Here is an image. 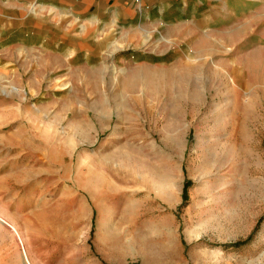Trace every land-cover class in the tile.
I'll return each instance as SVG.
<instances>
[{
    "label": "rangeland",
    "instance_id": "rangeland-1",
    "mask_svg": "<svg viewBox=\"0 0 264 264\" xmlns=\"http://www.w3.org/2000/svg\"><path fill=\"white\" fill-rule=\"evenodd\" d=\"M209 38L0 53V264H264V30Z\"/></svg>",
    "mask_w": 264,
    "mask_h": 264
},
{
    "label": "crops",
    "instance_id": "crops-1",
    "mask_svg": "<svg viewBox=\"0 0 264 264\" xmlns=\"http://www.w3.org/2000/svg\"><path fill=\"white\" fill-rule=\"evenodd\" d=\"M263 30L264 0H0L1 54L14 45V52L22 56L37 53L53 60L57 43L69 41L85 51L86 59L96 57L103 66H118L121 58L133 60L137 55L163 57L184 44L198 57L195 43L201 38ZM28 42L48 49L21 45ZM122 52L128 54L121 56ZM2 194L0 247L11 237L2 225L24 238L19 225L23 208L16 195L7 202Z\"/></svg>",
    "mask_w": 264,
    "mask_h": 264
}]
</instances>
